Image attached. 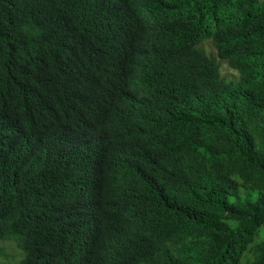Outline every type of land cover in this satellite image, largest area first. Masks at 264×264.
Masks as SVG:
<instances>
[{
    "label": "trees",
    "instance_id": "trees-1",
    "mask_svg": "<svg viewBox=\"0 0 264 264\" xmlns=\"http://www.w3.org/2000/svg\"><path fill=\"white\" fill-rule=\"evenodd\" d=\"M86 1L0 0L2 93L29 90L50 47L39 19L55 24L65 12L51 53L78 56L73 69L106 71L128 32L106 5L78 34ZM167 1L175 9L142 42L165 60L161 80L140 85L129 137L140 143L141 165L134 162L148 178L112 185L121 210L85 223L104 234L92 245L40 203L53 202L65 180L45 191L15 173L0 179V242L15 239L27 251L19 264H264V0ZM73 234L88 261L68 245Z\"/></svg>",
    "mask_w": 264,
    "mask_h": 264
},
{
    "label": "clouds",
    "instance_id": "clouds-1",
    "mask_svg": "<svg viewBox=\"0 0 264 264\" xmlns=\"http://www.w3.org/2000/svg\"><path fill=\"white\" fill-rule=\"evenodd\" d=\"M167 4V0L86 1L78 34L85 33L88 19L106 5L110 16L119 18L118 26L128 32L113 52L106 71L84 64V68L73 69L83 63L78 56L57 58L51 53V45L57 43L50 39L56 28L58 33L63 32L69 18L66 12L64 18L59 14L55 24L39 19L37 26L50 47L33 66L29 90L6 87L9 91L4 94L0 89V179L15 173L32 190L48 187L45 191L65 180L51 199L53 202L41 198L40 203L52 213H61L60 219L70 223L68 230L87 238V245L104 234L85 223H101L121 210L113 191L148 178L147 172L141 173L145 166L138 167L134 162L140 143L129 137L137 104L144 96L140 85L158 84L161 80L165 60L142 42L154 40L160 33L159 24L169 16L171 8L175 9ZM220 66L227 76L222 70L226 65ZM131 76L137 82L126 83L124 78ZM192 94L196 97V93ZM9 133H15L16 138L10 140ZM43 171L45 179H40ZM112 185H116L115 189ZM67 237L70 248L88 261L89 251L81 238L74 234ZM6 242L13 243L17 255L2 246ZM25 252L15 239L0 242L1 260L9 264H19Z\"/></svg>",
    "mask_w": 264,
    "mask_h": 264
},
{
    "label": "rangeland",
    "instance_id": "rangeland-1",
    "mask_svg": "<svg viewBox=\"0 0 264 264\" xmlns=\"http://www.w3.org/2000/svg\"><path fill=\"white\" fill-rule=\"evenodd\" d=\"M208 47H210V45H208ZM222 70H223V72L225 73V74H230L231 73V70H229L227 67H225V66H223L222 67ZM2 244V246H6V247H8L9 248V252L10 253H13V254H18L17 253V251H15L14 250V248H13V243H10V242H6V243H1Z\"/></svg>",
    "mask_w": 264,
    "mask_h": 264
}]
</instances>
